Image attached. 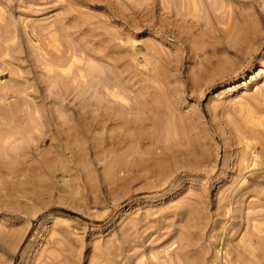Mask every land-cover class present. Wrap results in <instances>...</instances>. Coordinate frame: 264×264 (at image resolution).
Instances as JSON below:
<instances>
[{"label":"rangeland","instance_id":"rangeland-1","mask_svg":"<svg viewBox=\"0 0 264 264\" xmlns=\"http://www.w3.org/2000/svg\"><path fill=\"white\" fill-rule=\"evenodd\" d=\"M214 1L0 0V264H264V0Z\"/></svg>","mask_w":264,"mask_h":264},{"label":"bare ground","instance_id":"bare-ground-1","mask_svg":"<svg viewBox=\"0 0 264 264\" xmlns=\"http://www.w3.org/2000/svg\"><path fill=\"white\" fill-rule=\"evenodd\" d=\"M215 1H217V0H215ZM215 1H214V2H215ZM221 1H223V0H221ZM227 1H228V0H227ZM229 1H231V0H229ZM236 1H237V0H236ZM236 1H235V2H236ZM252 1H253V0H252ZM254 1H255V0H254ZM205 2H206V0H205ZM211 2H212V1H211ZM214 2H213V3H214ZM219 2H220V1H219ZM224 2H225V0H224ZM241 2H242V1H241ZM247 2H248V1H247ZM209 3H210V0H209ZM217 3H218V1H217ZM222 3H223V2H222ZM222 3H221V5H222ZM236 3H237V2H236ZM238 3H239V2H238ZM243 3H244V2H243ZM254 3H255V2H254ZM246 4H247V3H246ZM263 4H264V3H262V6H263ZM218 5H220V4H217V6H218ZM226 5H227V3H226ZM247 5H248V4H247ZM255 5H256V4H255ZM222 6H223V5H222ZM249 6H250V5H249ZM249 6H248V7H249ZM225 7L229 9V6H228V7L225 6ZM243 7L246 9V7L243 6V5L241 4V9H242ZM252 7H253V6H252ZM232 8H233V7H232ZM244 8H243V10H244ZM239 9H240V8H239ZM248 13H249V12H248ZM216 16H217V15H216ZM216 16L214 17V14H213V17H214V18H216ZM205 17H206V16H205ZM219 17H220V16H219ZM225 17H226V16H225ZM225 17H224V18H225ZM217 18H218V17H217ZM222 18H223V17H222ZM224 18H223V20H224ZM226 18H227V17H226ZM205 19H206V18H205ZM219 19L221 20V18H219ZM215 20H216V19H215ZM224 21L227 22L226 19H225ZM220 22H221V21H220ZM229 22H230V21H229ZM233 32H234V31H233ZM116 36H117V35H116ZM116 36H113V37L117 38L118 36H117V37H116ZM115 38H114V39H115ZM109 39H110V38H109ZM109 39H108V40H109ZM111 39H112V38H111ZM108 40H107V41H108ZM110 41H111V40H110ZM108 43H109V41H108ZM114 44H115V43H114ZM114 44H113V45H114ZM101 46H104V45H101ZM119 46H120V45H119ZM111 47H112V46H111ZM120 48H121V47H120ZM112 49H114V47H113ZM99 50H100V49H99ZM103 50H104V49H103ZM115 50H116V49H115ZM117 50H118V49H117ZM94 51H95V50H94ZM122 51H123V50H122ZM122 51H121V52H122ZM97 52H98V51H97ZM101 52H102V47H101ZM101 52H100V53H101ZM123 52H125V51H123ZM130 52H131V51H130ZM125 54H126V52H125ZM54 55H55V54H54ZM92 55H93V54H92ZM94 55H95V54H94ZM118 55H120V53H119ZM128 55H129V53H128ZM130 55H131V54H130ZM61 56H63V55L61 54ZM61 56H60V57H61ZM65 56H66V55H65ZM103 56H104V55H103ZM113 56H114V55H113ZM126 56H127V55H126ZM117 57H118V56H116V58H117ZM97 58H98V56H97ZM100 58H101V57H100ZM114 58H115V57H114ZM48 60H49V59H48ZM48 60H47V61H48ZM51 60H54V59H51ZM51 60H50V61H51ZM59 60H60V59H59ZM61 60H63V59H61ZM56 61H57V60H56ZM56 61H53V62H56ZM68 61H69V60H68ZM41 62H42V61H40V63H41ZM43 62L45 63V61H43ZM43 62H42V63H43ZM48 62H49V61H48ZM65 62H66V61H65ZM42 63H41V64H42ZM44 63H43V64H44ZM49 63H50L51 65L53 64V63H51V62H49ZM43 64H42V65H43ZM114 64H115V63H114ZM45 65H47V63H46ZM51 65H50V66H51ZM91 65L93 66V64H91ZM94 65H95V64H94ZM99 65H100V64H99ZM99 65H97L98 67L95 65V68H96V69L99 68V67L101 66V65H100V66H99ZM115 65H116V64H115ZM48 66H49V64H48ZM113 66H114V65H113ZM46 67H47V66H46ZM95 68H94V69H95ZM117 68H118V66H117ZM117 68L114 66L113 69L115 70V69H117ZM120 68H121V67H120ZM108 69H109V68H108ZM91 70H93V69H91ZM93 71H94V70H93ZM102 71H103V70H102ZM105 71H106V70H105ZM117 71H118V70H117ZM157 71H159V70L157 69ZM98 72H99V71H98ZM100 72H101V71H100ZM113 72H115V71H113ZM160 72H161V71H160ZM117 73H118V72H117ZM117 73H116V74H117ZM119 73H120V72H119ZM119 73L117 74V76H118V75H121V74H119ZM158 73H159V72H158ZM86 74H87V73H86ZM116 74H115V75H116ZM100 75H101V74H98V78H99ZM107 75H108V74H107ZM156 75L160 77V75H158V74H156ZM94 76L97 77V75H94ZM101 76H102V75H101ZM108 76H109V75H108ZM104 77H106V75H105ZM104 77H102L103 80H104ZM109 77H112V76H109ZM109 77H108V78H109ZM159 77H158V78H159ZM93 78H95V77H93ZM106 78H107V77H106ZM108 78H107V79H108ZM117 78H118V77H117ZM119 78H120V77H119ZM122 78H123V75H122L121 78H120L121 81H120L119 79H118V81H117V82H120V83L123 82V83H121V84L119 83V84H120L119 86L121 87V88L119 87V89H123L122 86H121L122 84L125 85V86H128V84L126 85L124 78H123V79H122ZM129 78H130V77H129ZM95 79H97V78H95ZM114 79L116 80V78H114ZM111 80L113 81V77H112ZM159 80H160V79H159ZM98 81H99V80H98ZM106 81H107V80H106ZM106 81H105V82H106ZM108 81H109V80H108ZM127 81H128V80H127ZM156 81H157V80H156ZM91 82H93V81H91V79H90V80H88V83H86V84H90V86H91ZM99 82H100V81H99ZM109 82H110V81H109ZM109 82H108V83H109ZM157 82H158V81H157ZM96 83H98V82L96 81ZM111 83H112V85H114L113 82H111ZM163 83H164V80H163ZM94 84H95V83H94ZM102 84H103L102 86L105 85L104 83H102ZM109 84H110V83H109ZM109 84H106L105 89H108V87H110L111 84H110V85H109ZM115 84H116V83H115ZM97 85H98V84H97ZM112 85H111V87H112ZM159 85H161V83H159ZM92 86H93V85H92ZM99 86H101V84H100ZM114 86L117 87L116 85H114ZM129 86H131V85H129ZM144 86H145V85H144ZM106 87H107V88H106ZM236 87H237V86L234 85V86L230 89V91L234 90ZM125 88H126V87H125ZM139 88H140V87H139ZM145 88H148V87H145ZM112 89H115V88L112 87ZM112 89L110 88V91H111ZM148 89H149V88H148ZM102 90H104V89H102ZM141 90H142V89H141ZM98 91H100V90H98ZM108 91H109V90H107V92H108ZM110 91H109V94L111 95L110 97L114 98V100H115L116 95H119L118 93H119L120 91H119V92L117 91L118 93L115 94L114 97H113V94H114L113 91H114V90L111 91L112 93H111ZM143 91H145V90H143ZM104 92H105V91H104ZM121 92H122V91H121ZM93 93H94V92H93ZM96 93H98V92H96ZM100 93H101V91H100ZM100 93H98V94H100ZM104 94H105V93H104ZM106 94H107V93H106ZM106 94H105V95H106ZM109 94H107L106 96H108ZM139 94H140V93H139ZM139 94H138V95H139ZM141 94H142V93H141ZM147 94L149 95L150 93H146V95H147ZM151 94H152V92H151ZM151 94H150V95H151ZM159 94H160V93H159ZM102 95H103V94H100L101 97H102ZM138 95H137V96H138ZM146 95H143V94H142V99H143V100L141 99V103H144V105H145V109L148 108V110H149V114L151 115V120H152L151 122H152V125L155 127L154 130L156 129V130H155V133H156V132H159V129H161V128L158 126V125H159L158 123H160V125H161V123H162V125H165V124L167 125V122H166L167 120H165L164 117H163L164 114L161 115L160 110H158V108H160V107L163 105V103H164L163 101H164V100H162L163 98H162L161 96H158V95H153V94H152V95L155 96V97H152V95H151V96H148V95L146 96ZM140 96H141V95H140ZM140 96H139V97H140ZM110 97L108 98L109 100L107 99V101H109V102L112 100V98L110 99ZM117 97H118V96H117ZM147 97H148V98H147ZM151 97H152V98H151ZM103 98H105V97H103ZM118 98H119V97H118ZM118 98H116V99H118ZM136 98H137V97H136ZM164 98H165V97H164ZM139 99H140V98H139ZM139 99H138V100H139ZM104 100H105V99H104ZM114 100L111 101V102H112V105H114L113 103L116 104V101H117V102L119 101V100H116V101L114 102ZM136 100H137V99H136ZM138 100H137V101H138ZM121 101H122V99H121ZM137 101H135V102L137 103ZM143 101H144V102H143ZM166 101H168V100H166ZM105 102H106V101H105ZM138 103H139L140 106H142V105L140 104L139 101H138ZM167 103H168V102H165L164 104H167ZM118 104H119V106L122 105V103H121L120 101L118 102ZM120 104H121V105H120ZM123 104H124V103H123ZM132 104H134V103H132ZM102 105H103V104H102ZM116 105H117V104H116ZM122 106H123V105H122ZM122 106H121V107H122ZM131 106H133V107H131ZM131 106H130V105H128V107H127V106H123L122 108H124V109L121 108V109L123 110L122 115H123V114H126V116L128 117V115L132 114L133 111L135 110V108H134V105H131ZM146 107H147V108H146ZM164 107H165V106H163V109H164ZM166 107H167V105H166ZM105 108H106V107H105ZM108 108H109V107H108ZM112 108H113V107H112ZM118 108H119V107H118ZM142 108H143V107H142ZM119 109H120V108H119ZM119 109H118V110H119ZM138 109H139V107H138ZM138 109H137V110H138ZM143 109H144V108H143ZM145 109H144V110H145ZM106 110H107V108H106ZM109 110H110V109H109ZM137 110H136V111H137ZM139 110H140V109H139ZM139 110H138V111H139ZM148 110H146V111H148ZM162 111H164V110H162ZM107 114L109 115V113H107ZM103 115H104V114H103ZM103 115H101V117H102ZM111 115H112V114H111ZM120 115H121V114H120ZM167 115H168V114H167ZM104 116H105V119H108V118L106 117V115H104ZM104 116H103V117H104ZM164 116H166V114H165ZM108 117H109V116H108ZM119 117H120V116H119ZM166 117H168V116H166ZM113 118H115V116H114ZM110 119H111V118H110ZM116 119H118V117H116ZM163 119H164V120H163ZM166 119H168V120L170 121V118H166ZM121 120H123V118H121ZM138 120H140V119H138ZM141 120H142V119H141ZM144 120H145V119H143V121H144ZM103 121H104V120H103ZM105 121H106V120H105ZM107 121H108V120H107ZM107 121H106V122H107ZM111 121H112V120H111ZM111 121H110V122H111ZM113 121H114V120H113ZM263 121H264V120H263ZM108 122H109V121H108ZM163 122H164L165 124H164ZM176 122H178V121H176ZM263 123H264V122H263ZM120 124H121V123H120ZM171 125H172V124H171ZM176 125H177V124H176ZM179 125H180V124H179ZM121 126H123V123H122ZM149 126H151V125H149ZM168 126H169V123H168ZM156 127H157V128H156ZM158 127H159V128H158ZM161 127H163V126H161ZM166 127H167V126H166ZM25 129H26V128H25ZM30 129H31V128H30ZM119 129H120V128H119ZM126 129H127V127H126ZM151 129H152V127H151ZM162 129H164V128H162ZM170 129H171V128H170ZM127 130H128V129H127ZM152 130H153V129H152ZM154 130L150 133L151 136H152V133L154 132ZM168 130H169V128H168ZM163 131H166V129H164ZM119 132H120V131H119ZM166 132H167V131H166ZM170 132H171V131H170ZM170 132L168 131L169 134H170ZM239 132H240V131H239ZM155 133H153V135H155ZM161 133H162V130H161ZM156 134H157V133H156ZM123 135H124V133H122V137H125V136H123ZM163 135H164V132H163ZM163 135L161 134V136H163ZM165 135H166V137H167L168 134L166 133ZM165 135H164V136H165ZM0 136H1V135H0ZM3 136H4V135H3ZM3 136H2V137H3ZM159 136H160V133H159L158 137H159ZM164 136H163V137H164ZM169 136H170V135H169ZM171 136H172V134H171ZM171 136H170V137H171ZM243 136H244V135H243ZM246 136H247V135H246ZM246 136H245V137H246ZM120 137H121V134H120ZM158 137H157V138H158ZM252 137H253V136H252ZM132 138H133V137H132ZM153 138H154V137H153ZM164 138H165V137H164ZM164 138H163V139H164ZM168 138H169V137H168ZM171 138H172V137H171ZM243 138H244V137H243ZM249 138H250V137H249ZM249 138H248V139H249ZM2 139H3V138H2ZM115 139H116V138H115ZM118 139H119V138H118ZM128 139H129V138H128ZM155 139H156V137H155ZM160 139H162V137H161ZM165 139H167V138H165ZM122 140H124V139H122ZM122 140L120 139L121 142H120V141H119V142L122 143ZM148 140H149V139H148ZM156 140H157V139H156ZM167 140H168V139H167ZM167 140H164V142H166ZM171 140H173V138H172ZM128 141H129V140H128ZM128 141H127V142H128ZM131 141H132V139H131ZM168 141H169V140H168ZM168 141H167V142H168ZM108 142H110V141H108ZM113 142H114V141L112 140V143H113ZM117 142H118V141H117ZM124 142H125V141H124ZM152 142H154V140H152ZM152 142L150 141V145H151ZM156 142H157V141H156ZM156 142H155V143H156ZM162 142H163V141L161 140V143H162ZM167 142H166V144H167ZM105 143H107V142H105ZM115 143H116V141H115ZM125 143H126V142H125ZM157 143H159V138H158V142H157ZM157 143H156V144H157ZM118 144H119V143H118ZM128 144H129L128 146L131 147V146H130V143H128ZM156 144H155V146H156ZM168 144H169V143H168ZM114 145H115V144H114ZM158 145H159V144H158ZM160 145H161V144H160ZM170 145H171V144H170ZM111 146H113V144H112ZM111 146H110V147H111ZM115 146H116V145H115ZM118 146H119V145H118ZM122 146H123V144H122ZM125 146H127V144L124 145L123 147H125ZM152 146L155 147V146H154V143H153ZM129 147H128V148H129ZM161 147H162V146H161ZM118 148H119V147H118ZM118 148H117V150H118ZM121 148H122V147H120V150H121ZM151 148H152V147H151ZM155 148H156V147H155ZM155 148H154V149H155ZM157 148H158V147H157ZM157 148H156V149H157ZM159 148H160V147H159ZM250 148H251V147H250ZM246 149H247V148H246ZM104 150H105V149H104ZM123 150H124V149H123ZM130 150H131V148H130ZM134 150H135V149H134ZM160 150H161V149H160ZM131 151H133V149H132ZM131 151H130V153H131ZM151 151H152V149H151ZM153 151H154V150H153ZM109 152L112 153V151H109ZM124 152H125V151H124ZM247 152H248V151H247ZM249 152H250V151H249ZM252 152H253V151H252ZM107 153H108V152H107ZM155 153H156V152H155ZM157 153H158V151H157ZM157 153H156V154H157ZM160 153H161V151H160ZM255 153H256V152H255ZM258 153H259V155H260V152H258ZM262 153H263V152H262ZM121 154H122V153H121ZM150 154H151V153H150ZM153 154H154V153H153ZM156 154H155V155H156ZM168 154H169V153H168ZM107 155H108V154H107ZM107 155H106V157H107ZM114 155L117 156V153H116V154L114 153ZM124 155H125V153H124ZM241 155H242V154H241ZM243 155H246V154H243ZM247 155H250V153H249V154L247 153ZM252 155H254V154L252 153ZM262 155L264 156V153H263ZM118 156H120V154H118ZM260 156H261V155H260ZM263 156H262V157H263ZM121 158H122V156H121ZM121 158H120V159H121ZM155 158H156V157H155ZM244 158H247V156H246V157L244 156ZM244 158H243V159H244ZM248 158H250V157H248ZM260 158H261V157H260ZM260 158H259L258 155H254L253 157H251L250 160H247V162L245 161L244 163H246V164L249 163V164H248L247 167L245 166L246 164H242V165L245 167V168L242 167L243 170L246 169V168H249V167H251L252 169H254V167H257V166L259 167V166L263 163V162L260 163V161H261ZM116 159H117V157H116ZM241 159H242V158H241ZM151 160H152V158H151ZM154 160H155V159H154ZM237 160H238V159H237ZM113 161H115V160H112V161H110V162H113ZM141 161H142V160H141ZM141 161H140V162H141ZM243 161H244V160H243ZM262 161H264V160H262ZM110 162H109V163H110ZM120 162H121V161H120ZM152 162H153V160H152ZM165 162H166V161H165ZM240 163H241V161H240ZM236 164H237V162H236ZM120 165H121V164H120ZM120 165H118V166H120ZM239 165H240V164H239ZM107 166L109 167L110 164H108ZM233 166H234V165H233ZM108 167H107L106 170H109V171H110V169H108ZM111 167H112V166H111ZM155 167H156V166H155ZM240 168H241V166H240ZM240 168H239V169H240ZM260 168H261V167H260ZM117 169H118V167H117ZM249 169H250V168H249ZM261 169H262V168H261ZM150 170H151V169H150ZM151 171H152V170H151ZM258 171H259V170H258ZM238 172H239V171H238ZM251 172H252V171H251ZM253 172H255V171H253ZM106 173H108V172H106ZM111 173H112V171H111ZM241 173H242V172H241ZM152 174H153V173H152ZM238 174H239V173H238ZM242 174H243V173H242ZM252 174H253V173H252ZM111 175H112V174H111ZM240 175H241V174H240ZM250 175H251V174H250ZM235 176H236V175H235ZM236 177H237V176H236ZM241 177H242V176H241ZM237 179H238V178H237ZM237 179H236V180H237ZM239 179H240V177H239ZM241 179H244V180H245L244 177L241 178ZM247 181H248V180H247ZM241 183L243 184V182H241ZM241 183H240V184H241ZM244 183H245V182H244ZM245 185H246V184H245ZM239 189H240V187H239ZM243 190H244V189H243ZM229 192H230V191H229ZM245 192H246V191H245ZM241 193H242V192H241ZM228 194H230V193H228ZM228 194H227V195H228ZM238 194H239V193H238ZM238 197H239V196H238ZM224 198H225V196H224ZM197 199H198V198H197ZM231 199H232V198H231ZM199 200H200V198H199ZM223 200H224V199H223ZM221 201H222V200H221ZM224 201H226V200H224ZM229 201H230V200H229ZM200 202H201V201H200ZM225 203H227V202H225ZM225 203H224V204H225ZM230 204H231V203H228V205L226 204L228 208L225 207V206L223 205V206L225 207L224 209H226V208L228 209V211H229V215H230V213L233 211V209L231 208V205H230ZM233 205H234V204H233ZM218 206H219V205H218ZM220 207H221V206H220ZM193 209H194L195 211L197 210L195 207H193ZM193 209H192V210H193ZM200 209H203V208H201V206H200ZM219 209H223V208H219ZM198 210H199V209H198ZM175 211H176V210H175ZM201 212H202V211H201ZM223 212H224V214H225V211H224V210H223ZM198 213H199V212H198ZM227 213H228V212H227ZM257 213H258V212H257ZM218 214H219V213H218ZM255 214H256V213H255ZM258 214H259V213H258ZM260 214H261V213H260ZM260 214H259V216L261 217ZM195 215H196V214H195ZM246 215H247V214H246ZM248 215H249V214H248ZM251 215L253 216V213H252ZM197 216H198V215H197ZM202 216H203V215H202ZM224 216H225V215H224ZM256 216H258V215L256 214ZM259 216H258V217H259ZM199 217H200V216H199ZM228 217H229V216H228ZM254 217H255V215H254ZM260 217L258 218L259 220H260ZM51 218H52V217H51ZM195 218H196V217H195ZM255 218H256V217H255ZM255 218H254V219H251V217H250V220L253 221V220H255ZM261 218L263 219V214H262V217H261ZM197 219H198V217H197ZM247 219H249V218H247ZM258 219H257V220H258ZM43 220H45V219H43ZM198 220H199V219H198ZM229 220H230V219H229ZM263 220H264V219H263ZM41 222H42V221H41ZM41 222H40V223H41ZM43 222H44V221H43ZM217 222H218V220H217ZM246 222H247V220H246ZM253 222H254V221H253ZM253 222H252V224H253ZM256 222H257V221H256ZM220 223H221V222H220ZM231 223H232V222H231ZM257 223H258V222H257ZM259 223H260V222H259ZM255 224H256V223H255ZM39 225H40V224H39ZM43 225H44V223H43ZM51 225H52V224H51ZM185 225H186V224H185ZM187 225H188V224H187ZM187 225H186L185 227H188ZM193 225H194V224H193ZM253 225H254V224H253ZM200 226H201V225H200ZM200 226H199V228L201 229ZM210 226H211V225H210ZM219 226H220V225H219ZM258 226H261V225H258ZM58 227H59V226H58ZM247 227H248V226H247ZM197 228H198V227H197ZM212 228H213V227H212ZM256 228H257V226H256ZM258 228H259V227H258ZM258 228H257V229H258ZM262 228H263V227H262ZM50 229H51V228H50ZM257 229H255V230H257ZM51 230H52V229H51ZM220 230H221V229H220ZM54 231H55V230H54ZM222 231H223V230H222ZM224 231H225V230H224ZM198 232H199V231H198ZM253 232H254V231H253ZM253 232H252V234L255 233V232H254V233H253ZM53 233L56 234L55 232H53ZM224 234H225V233H224ZM51 235L53 236V234H51ZM220 235H222V234H220ZM254 235H257V233L254 234ZM48 236H49V235H48ZM54 236H56V235H54ZM185 236H186V235H185ZM185 236H183V238H184V240L186 241L187 236H186V237H185ZM226 237H227V236H226ZM53 238H54V237H53ZM53 238H52V239H53ZM191 238H192V237H191ZM218 238H219V237H218ZM260 238H261V237H260ZM260 238H259V239H260ZM50 239H51V236H50ZM220 239H221V238H220ZM220 239H219V240H220ZM242 239H243V238H242ZM259 239H257V240H259ZM262 239H263V238H262ZM54 240H55V238H54ZM196 240H197V238H196ZM196 240H195V241H196ZM246 240H249V239L246 238ZM246 240H245V241H246ZM263 240H264V239H263ZM48 241H50V240L48 239ZM51 241H52V240H51ZM187 241H188V240H187ZM216 241H218V240H216ZM220 241H221V240H220ZM260 241H261V240H260ZM56 242H57V240H56ZM56 242H53V244L56 243ZM191 242H192V240H191ZM191 242H190L189 244H191ZM193 242H194V241H193ZM243 242H244V240H243ZM243 242H242V243H243ZM252 242H253L252 240H249V243H252ZM51 243H52V242H51ZM187 243H188V242H187ZM219 243H221V242H219ZM189 244H186V245H189ZM192 244H193V243H192ZM253 244H254V243H253ZM261 244H262V243H261ZM223 245H224V244H223ZM239 245H240V244H239ZM239 245H238V246H239ZM243 245H244V244H243ZM236 246H237V245H236ZM244 246H245V245H244ZM247 246H248V245H247ZM186 247H187V246H186ZM186 247H185V248H186ZM223 247H224V246H223ZM240 247H241V246H240ZM258 247H259V246H258ZM217 249H218V248H217ZM221 249H222V248H221ZM250 249H253V248L250 247ZM254 249H255V248H254ZM258 249H259V248H258ZM44 250H46V249H44ZM191 250H192V249H191ZM242 250H243V248H242ZM42 251H43V250H42ZM234 251H235V250H234ZM244 251H245V250H244ZM248 251H250L249 248H248ZM253 251H254V250H253ZM49 252H50V251H49ZM222 252H224V251H222ZM251 252H252V251H251ZM44 253H45V251H44ZM55 253H56V252H55ZM252 253H253V252H252ZM252 253H251V254H252ZM254 253H255V252H254ZM227 254H228V253H227ZM45 255H46V254H45ZM45 255H44V256H45ZM228 255H229V254H228ZM249 255H250V253H249ZM191 256H192V254H191ZM224 256H225V255H224ZM251 256H254V254L251 255ZM46 257H47V256H46ZM48 257H49V256H48ZM53 257L55 258V256L52 255L51 258H53ZM199 257H200V256H199ZM254 257H255V256H254ZM51 258H50V259H51ZM188 258H189V257H188ZM261 258H262V257H260V259H261ZM45 259H46V258H45ZM50 259H49V260H50ZM263 260H264V258H263ZM50 261L52 262V260H50ZM177 261H178V260H177ZM194 261H195V260H194ZM211 261H212V260H211ZM215 261H217V260H215ZM228 261H229V260H228ZM51 262H50V263H51ZM54 262H56V259L54 260ZM159 262H160V261H159ZM179 262H180V261H179ZM48 263H49V262H48ZM160 263H162V261H161ZM181 263H182V262H181ZM181 263H180V264H181ZM194 263H195V262H194ZM196 263H197V262H196ZM56 264H57V262H56ZM142 264H143V263H142ZM212 264H213V263H212ZM214 264H216V262H214ZM219 264H220V263H219Z\"/></svg>","mask_w":264,"mask_h":264}]
</instances>
